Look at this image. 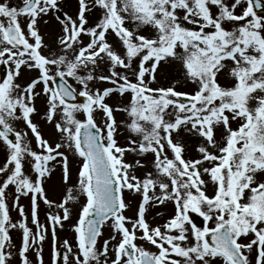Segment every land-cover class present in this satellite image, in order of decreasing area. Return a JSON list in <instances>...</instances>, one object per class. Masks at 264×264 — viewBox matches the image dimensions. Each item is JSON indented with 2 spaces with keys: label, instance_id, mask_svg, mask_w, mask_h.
Returning a JSON list of instances; mask_svg holds the SVG:
<instances>
[{
  "label": "snow or ice",
  "instance_id": "6c2138e0",
  "mask_svg": "<svg viewBox=\"0 0 264 264\" xmlns=\"http://www.w3.org/2000/svg\"><path fill=\"white\" fill-rule=\"evenodd\" d=\"M50 21L59 30L46 38ZM0 66V264H32L34 248L44 264L49 228L52 264H264L262 0H77L71 15L62 0H0ZM25 70L36 76L21 84ZM193 138L197 156H187ZM125 192L139 197L132 217ZM76 204L74 241L58 245ZM168 204L172 214L149 223Z\"/></svg>",
  "mask_w": 264,
  "mask_h": 264
},
{
  "label": "rangeland",
  "instance_id": "374dc122",
  "mask_svg": "<svg viewBox=\"0 0 264 264\" xmlns=\"http://www.w3.org/2000/svg\"><path fill=\"white\" fill-rule=\"evenodd\" d=\"M9 3L13 6H20V5H22V0H9ZM62 4H63V11L68 12L70 15L74 14L76 12L77 0H62ZM22 23H23V20H22ZM41 28H42V32H44V34L46 35V38L48 37V35L50 33L59 30L58 26L55 24V21H50L49 26H44L42 24ZM109 39H112V37H110ZM176 75H177V73L175 71H173L172 76H170L168 79L161 78V83L164 85H167L169 83H174V79H172V77H174ZM35 76H36V72H34V71L29 72V71L25 70L22 72V75H21L19 82L21 84H24ZM223 79H224V77L222 76L221 77L222 82H223ZM104 86H106V85H103V84L97 85V87H101V88H103ZM181 90L190 91V87L188 85H184V86H182ZM110 99H111L110 102H113L112 104H118V102L122 98H120L118 96H113ZM36 106H37V108H38V110L42 116L44 113V108H45L44 101L42 99H38L36 102ZM41 116H36L35 120L37 123L41 124V126L43 127V130L45 132L46 137L52 136L53 139H57V137L55 135H53L51 127L44 125L43 121L41 120ZM116 118H117L118 122H122V120H123V117L119 113L116 114ZM19 126L22 127V125H19ZM233 127H235V125H233ZM121 132H123V128H121ZM118 140L120 141L121 144L125 143L123 136H119ZM186 143L188 144V150H187L186 155L187 156H197V153L195 152L194 146L198 144V141L193 138V139L186 140ZM33 147H35L34 141H33ZM135 158L136 157L133 154H129L127 156V160L129 162H133ZM151 159L152 158L149 156L148 161H150ZM70 160H71V166H72V182L75 183L77 180V167H78L79 161L77 158L72 157L71 155H70ZM144 162L147 163V161H144ZM145 171H146V169L138 170L137 175L143 176ZM61 175H62L61 168L57 165L55 167V170H54L51 178L45 184V187L48 190L49 198L59 199V192L55 189L57 188V186L62 187ZM205 179H207V177H205ZM69 186H71V185H69ZM209 194L211 195V186L209 189ZM125 197L131 205L130 209L126 212V215L129 217H132L134 214V211L136 209L139 197L132 196L131 194H129L127 192H125ZM9 200H13L11 194H9ZM82 202H83V200H81V203ZM21 203L26 208L25 212H26V215H28V217H29V219H28L29 227H32L33 230H35L34 225L31 224L30 212H27L28 206H29L28 199L27 198H21L20 204ZM9 205H10V201H9ZM10 207H11V205H10ZM71 207H72L71 219L69 221L64 222L63 228L57 227V236H58L57 244L58 245L61 244L64 239H69L70 241H74V234H73L71 229L74 226L76 220L78 219L79 204L71 205ZM173 210L174 209H173V206L171 204H168L166 206H159V207L151 208L147 214L148 221L153 226L160 224V223H163L164 220L172 214ZM47 212H48L47 206L41 202V207L38 208V213L40 214L39 220L41 221V223H46ZM159 213H163V217L158 215ZM10 215H11L14 222L18 221L20 219L18 213H16V210L14 208L12 209ZM13 233L14 234L16 233V235H12L13 240L16 238L15 244L17 246H19L20 242H21V234L19 231H15V230H13L12 234ZM109 236H110V230L107 227H105L104 236L102 239H108ZM51 237H52L51 236V230L49 228V232L46 236L45 241L43 242L42 256H43L44 264H52ZM101 243H102V240H101ZM153 250H155V249H153ZM28 255H29V259L32 261V264H39L37 257H36L35 248L32 251H30V253ZM12 264H20V259L18 256H14Z\"/></svg>",
  "mask_w": 264,
  "mask_h": 264
},
{
  "label": "water",
  "instance_id": "95a60500",
  "mask_svg": "<svg viewBox=\"0 0 264 264\" xmlns=\"http://www.w3.org/2000/svg\"><path fill=\"white\" fill-rule=\"evenodd\" d=\"M262 3H264V0H262ZM258 11V13L260 12V11H262V10H257ZM0 75L1 76H6L5 75V69H4V67L0 70ZM83 101V99L81 98V102ZM193 217H194V222H196L198 225L200 224V219H199V217L197 216V215H194V214H191Z\"/></svg>",
  "mask_w": 264,
  "mask_h": 264
}]
</instances>
